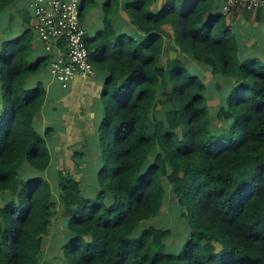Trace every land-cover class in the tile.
<instances>
[{"label": "trees", "instance_id": "16d2710c", "mask_svg": "<svg viewBox=\"0 0 264 264\" xmlns=\"http://www.w3.org/2000/svg\"><path fill=\"white\" fill-rule=\"evenodd\" d=\"M13 1L0 0V8ZM216 1L166 0L155 12L154 0H132L124 11L139 39L115 35L109 19L86 39L94 70L107 74L92 200L63 172L57 199L44 177H20L25 164L41 175L50 164L51 130L40 136L32 128L45 91L25 86L50 57L30 62L29 29L2 43L0 264H42L57 205L66 218L65 264H264V63L239 57L228 14L221 4L212 13ZM93 4L80 0V18ZM166 25L174 46L164 41ZM169 50L174 58L164 59ZM179 54L206 66L209 79H226L215 117L223 127L212 130L208 83L190 74ZM164 182L191 228L178 254L166 252L169 229L139 231L161 214Z\"/></svg>", "mask_w": 264, "mask_h": 264}, {"label": "crops", "instance_id": "0c3cea01", "mask_svg": "<svg viewBox=\"0 0 264 264\" xmlns=\"http://www.w3.org/2000/svg\"><path fill=\"white\" fill-rule=\"evenodd\" d=\"M31 1L14 0L11 4L0 8V49L2 43L17 38L25 30L29 29L33 32V13L29 8ZM130 1L132 0H94V4L87 8L81 16L86 39L89 41L94 39L99 32L105 29V19H109L110 27L115 35H125L135 40L139 39L140 33L137 27L131 23L124 11V5ZM108 2L111 3V8L106 13L105 8ZM165 2L166 0H154L152 10L159 11ZM215 12H220L219 1H216L215 6L212 8V13ZM226 22L237 42L239 57L242 60L258 59L264 63V10L245 11L236 9L226 15ZM163 30L165 43L174 46L170 26H164ZM31 46L30 62L41 60L46 56L49 58L35 34H33ZM171 54L175 56L176 53L173 50L164 51L162 56L164 59L167 57L172 58ZM183 57L194 61L185 54H179L181 62ZM106 78L107 74L104 71L95 69L91 77L87 79L76 77L63 89L52 78L48 67H46L43 71L26 80L27 90L41 84L45 91L44 102L34 116L32 128L40 136H44L47 129L51 130L50 136L46 138L50 164L45 172L39 176H46L44 177L50 184L56 199L60 172L77 179L80 182V187L89 188L87 185L92 184L90 187L95 189L98 186L96 174L101 166L96 172L90 171V161H87L86 157L90 153L87 147L92 148L94 146L96 165L98 163L100 165L98 127L103 118L101 96ZM1 95L0 86V112H2L4 106ZM50 178L52 182L49 180ZM52 183H54V186H52ZM94 192H92L91 198H86L92 200ZM63 232L65 234L66 230ZM57 242L60 245L54 250L56 261L58 259L62 260L63 254L61 253V258L58 257V254L61 252L65 239L64 242L63 239H58Z\"/></svg>", "mask_w": 264, "mask_h": 264}, {"label": "built area", "instance_id": "2783aa9c", "mask_svg": "<svg viewBox=\"0 0 264 264\" xmlns=\"http://www.w3.org/2000/svg\"><path fill=\"white\" fill-rule=\"evenodd\" d=\"M224 14L236 9H264V0H217ZM32 30L50 57L49 74L65 89L76 77L94 74L85 31L80 18V0H32Z\"/></svg>", "mask_w": 264, "mask_h": 264}, {"label": "rangeland", "instance_id": "374dc122", "mask_svg": "<svg viewBox=\"0 0 264 264\" xmlns=\"http://www.w3.org/2000/svg\"><path fill=\"white\" fill-rule=\"evenodd\" d=\"M171 56H172V58H174L173 54H171ZM181 60H182L183 64L185 65L187 71L190 74L197 75L202 81L206 80L208 83L205 96L208 99V101H207L208 105H209L208 109L210 112L211 119L214 122L212 124V127H213L212 130H214L216 127L217 128H219L220 126L223 127V125L220 122L216 121L215 117H216V114H217V111L219 108L218 100H220V102H221L222 99L224 98V96L228 92V91H226V94L221 93V91L219 90V87H218V85H220L221 88L222 87L225 88L226 85L222 84L225 82V80L221 79V78H217V80L209 79V76L205 73V71L207 70L206 66L199 64L195 61H190L185 57L181 58ZM227 87H228V85H227ZM2 96H3V94L1 95V98L3 101V105L5 106V104L7 105V102L4 103V97H2ZM4 106H3L2 111H4L6 109V108H4ZM87 149H88V151H90L89 155H87V157H86V160L90 161L89 169L92 172H96L99 170V168L101 166V162H100V165H99V163L96 165L97 162H96V157L94 154V146L92 148L87 147ZM99 150H100V154H101L102 151L100 148L98 149V151ZM39 175L40 174H37V172L33 171L28 165L21 167L20 177L23 180H25L26 178L32 177V176H39ZM44 176H42V177H44ZM49 180L52 182L51 178ZM85 183H84V185H85ZM163 184L165 187L166 194L168 195V198L165 201V205H164V208H163L161 214H159L158 216H156L154 218H151L149 221H147L142 226H140L139 231L142 230L143 228L147 227V226L157 227V228H161V229H169L171 233H170L169 237L166 238V240H165L166 252L178 254V252L182 248L183 244L190 237L191 228H190V226H188L186 224L184 218L181 217L180 211H179L178 207L176 206V204L174 203L175 200L171 196V193H170V190L167 186V183L164 182ZM52 186H54V183H52ZM87 186H89V188L81 187V194L85 197L91 198L92 192L95 191L94 192V196H95V193L98 190V186L95 189H92L90 187V186H92V184L87 185ZM53 190H55V189H53ZM92 199H94V197ZM57 209H58L57 214L54 217V219L52 221V225L49 228V231L44 238V241H45L44 245L45 246H44V249L42 251L43 253L41 256L42 257V264H58V262H59V264H65L63 257H62V260L58 259V261H56L55 260L56 257L54 256L55 255V251H54L55 248H58L60 245V244H58L57 240L63 239V242H64V237H63L64 232L63 231L66 230L65 229L66 218L64 217L63 213L61 212L59 205H57ZM137 236H138V233H134L131 237L135 238ZM216 247H217V249L220 248L217 245H216ZM61 253H62V251L58 254V257L62 256Z\"/></svg>", "mask_w": 264, "mask_h": 264}]
</instances>
